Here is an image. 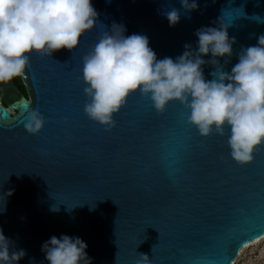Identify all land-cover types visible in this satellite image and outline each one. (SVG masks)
I'll return each mask as SVG.
<instances>
[{
  "label": "water",
  "instance_id": "95a60500",
  "mask_svg": "<svg viewBox=\"0 0 264 264\" xmlns=\"http://www.w3.org/2000/svg\"><path fill=\"white\" fill-rule=\"evenodd\" d=\"M198 2L199 10L187 12L181 0H93L99 21L76 50L30 55L22 77L29 99L15 80L2 85L0 204L3 192L14 195L0 213V227L26 250L20 264H48L42 244L62 234L82 238L94 264H137L141 253L151 264H180L190 249L208 247L222 236H235L228 247L231 256L247 239L241 222L264 192V147L241 166L230 156L227 135L203 137L188 123L180 102L160 113L138 92L115 116L111 131L84 112L89 98L82 58L113 23L124 25L127 35H147L163 59L181 55L186 44L195 48L196 30L217 27L221 19L237 41L230 62L220 61L226 71L264 34V0ZM171 8L181 12L175 27L162 14ZM213 70L204 67L207 79ZM33 109L46 119L35 135L24 127ZM183 143L192 155L178 163L171 153ZM263 238L242 247L232 264Z\"/></svg>",
  "mask_w": 264,
  "mask_h": 264
},
{
  "label": "clouds",
  "instance_id": "9594fccd",
  "mask_svg": "<svg viewBox=\"0 0 264 264\" xmlns=\"http://www.w3.org/2000/svg\"><path fill=\"white\" fill-rule=\"evenodd\" d=\"M181 5L187 12L199 10L198 0H181ZM162 14L171 27L180 23L179 9ZM98 21L93 0H0V85L24 77L33 52L51 57L62 49L76 50ZM126 32L124 25L113 23L82 58L84 93L89 98L85 114L111 131L115 116L134 93L149 98L160 113L178 101L201 136L227 135L232 159L241 166L252 163L264 147V34L255 45L243 48L238 62L226 71L220 61L230 62L237 41L221 19L217 27L197 29L196 47L186 44L176 58L159 59L147 35ZM206 65L214 69L209 73L212 79L204 74ZM45 122L33 109L24 127L35 135ZM12 195L13 190L3 192L0 213ZM87 249L82 238L66 234L53 235L41 248L48 264H94ZM26 255L0 227V264H20ZM140 257L137 264H151L147 254Z\"/></svg>",
  "mask_w": 264,
  "mask_h": 264
},
{
  "label": "snow or ice",
  "instance_id": "6c2138e0",
  "mask_svg": "<svg viewBox=\"0 0 264 264\" xmlns=\"http://www.w3.org/2000/svg\"><path fill=\"white\" fill-rule=\"evenodd\" d=\"M3 128L4 125H0V130ZM171 154L174 157H179L176 161L178 163H187L192 155L188 150L187 143L180 144L178 148L173 147ZM247 212L248 218H251L256 222L257 219H259V223L249 224L248 218L241 222V230L249 233V235L247 239L241 240L236 244L231 256L228 255V247L230 243L235 241V236H222L217 238V240L208 247L190 249L187 257L182 259L180 264H232L235 255L242 247L259 236H264V192L260 195L259 206L252 207L248 209ZM256 231H259L260 234L256 235ZM154 247L155 245L152 249H154Z\"/></svg>",
  "mask_w": 264,
  "mask_h": 264
},
{
  "label": "rangeland",
  "instance_id": "374dc122",
  "mask_svg": "<svg viewBox=\"0 0 264 264\" xmlns=\"http://www.w3.org/2000/svg\"><path fill=\"white\" fill-rule=\"evenodd\" d=\"M234 264H264V238L246 247Z\"/></svg>",
  "mask_w": 264,
  "mask_h": 264
},
{
  "label": "flooded vegetation",
  "instance_id": "af4514ba",
  "mask_svg": "<svg viewBox=\"0 0 264 264\" xmlns=\"http://www.w3.org/2000/svg\"><path fill=\"white\" fill-rule=\"evenodd\" d=\"M14 80H15L16 84L18 85L20 91L25 95V97L27 99H29L28 94H27V91H26V87L24 86V83H23V80H22V77H17ZM1 87H2V85H0V104L2 106L6 107L5 102L3 100Z\"/></svg>",
  "mask_w": 264,
  "mask_h": 264
},
{
  "label": "bare ground",
  "instance_id": "6f19581e",
  "mask_svg": "<svg viewBox=\"0 0 264 264\" xmlns=\"http://www.w3.org/2000/svg\"><path fill=\"white\" fill-rule=\"evenodd\" d=\"M261 240H262V239H261ZM261 240H258V241H256V242H254L253 244L258 243V242L261 241ZM249 246H250V245H249ZM247 247H248V246H247ZM245 248H246V247H245ZM245 248H244V249H245ZM244 249H243V250H244ZM243 250H242V251H243Z\"/></svg>",
  "mask_w": 264,
  "mask_h": 264
}]
</instances>
